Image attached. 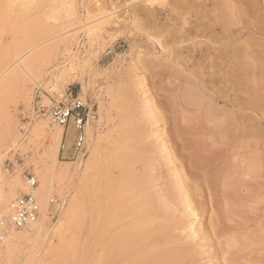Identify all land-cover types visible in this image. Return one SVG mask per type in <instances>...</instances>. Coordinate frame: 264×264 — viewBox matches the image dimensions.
Returning <instances> with one entry per match:
<instances>
[{
	"label": "bare ground",
	"instance_id": "6f19581e",
	"mask_svg": "<svg viewBox=\"0 0 264 264\" xmlns=\"http://www.w3.org/2000/svg\"><path fill=\"white\" fill-rule=\"evenodd\" d=\"M52 1L59 0H0V17L10 16L4 12L7 4L12 10ZM260 1L82 0L83 5L89 2L118 9L134 2L129 12L132 23L153 31L164 61L141 62L138 68L148 73V81L138 75L140 79L130 82L115 99L117 133L104 153L101 147L94 149L87 165L90 180L68 209L61 210L64 220L55 227L59 232L71 229L74 234L52 249L55 264H200L194 236L205 241L212 264H264V197L255 192L264 191V151H259L260 141L255 139L258 121L251 113H240V92L264 81V48L259 49L260 42L254 39L251 46L232 42L248 27L253 35L264 34ZM253 17L259 21L253 22ZM205 35L206 40L202 39ZM15 62L27 70L25 63ZM150 90L157 101L150 97ZM138 91L149 93L144 105ZM252 95L245 107L260 104L262 97ZM87 127L90 136L89 121ZM64 132V126L57 128L55 152ZM155 134L168 149L166 162L176 174L168 186L173 203L182 204L187 216H204L189 239L179 232L185 219H178L154 196V176L149 169L154 149L149 137ZM35 193L42 197L41 186ZM12 196L0 200L6 213ZM45 221L25 229L47 232L50 226ZM16 237L12 230L3 243L8 262L13 261Z\"/></svg>",
	"mask_w": 264,
	"mask_h": 264
},
{
	"label": "rangeland",
	"instance_id": "374dc122",
	"mask_svg": "<svg viewBox=\"0 0 264 264\" xmlns=\"http://www.w3.org/2000/svg\"><path fill=\"white\" fill-rule=\"evenodd\" d=\"M260 2L261 16L264 17V0ZM33 4L29 3L21 7L22 9L12 10L10 5H4V12L10 16L0 17V200L3 196L12 194L10 201H13L29 192L25 174L31 172L39 181L38 187L41 186L43 195L39 199L42 204L55 197L62 202L64 211L68 209L71 201L79 196L84 183L90 180L91 172L87 170V165L94 149L101 147L100 150L104 153L112 135L117 133L114 129H117L119 121L116 107L117 98L121 97L119 93L133 80L135 82L144 76L148 81V73L138 68L141 62L149 60L162 62L164 56L160 51L162 48L158 44L156 46L158 37L153 31L146 32L132 23L129 12L135 8L134 2L120 6V9L112 5L99 8L89 2L83 5L82 0ZM252 20L259 21L258 18L254 21V17ZM65 25H68L67 28ZM248 28L232 42L249 43L251 46L254 39L260 42L257 47L263 49L264 34L253 35ZM130 32L135 36L130 35ZM204 37L202 39L206 40L208 35ZM235 40L237 41L234 42ZM148 42L154 46L148 47ZM170 46L171 43L167 48ZM18 59L25 63L27 70L15 62ZM262 66L264 67V62ZM261 82L262 84H257L255 88L250 87L249 91L247 89L246 92H240L242 96L240 113L243 115L245 112L251 113L255 122L258 121L255 124L257 131L255 139L260 141L259 151H264V81ZM138 89L139 87L136 88ZM150 91V97H155L157 101L155 93ZM149 93L141 95L142 91H138L142 105L148 102ZM249 95L258 99L262 97L260 104L258 102L255 103L256 106L253 104L255 110L253 107H245ZM76 99L82 100L85 105L82 113L86 118V150L81 153L75 151V131L70 125L65 127L60 146L55 152L53 137L60 126L53 122L49 111L57 103L73 105ZM88 121L92 132L90 136L87 134ZM258 132L263 135H259ZM149 138L154 149L152 152L154 162L149 167L154 176L152 181L154 196L157 203L170 208L178 219L181 221L185 219L179 232L185 239H189V233H193L194 229L199 227V218L204 216L200 215L198 218L195 215L187 216L182 211L184 207L182 204L173 203L168 186L176 174L172 171L173 165L166 162L168 149L156 134ZM245 161L247 159L241 164ZM141 165L139 169L146 168L149 163ZM262 171L264 172V165ZM255 192L264 197L262 189H256ZM210 212L209 209L208 215ZM62 219L64 220V215L60 212L57 224H53L54 228L51 225L49 231H42L40 234L29 229L13 230L17 235L12 242L13 263L7 261L4 252L6 245L3 244L0 264H55L57 258L52 249L58 246L63 238L68 240L74 234L68 228L58 231L56 227ZM193 241L199 253L200 264H212L203 246L205 241H200L195 236Z\"/></svg>",
	"mask_w": 264,
	"mask_h": 264
},
{
	"label": "built area",
	"instance_id": "2783aa9c",
	"mask_svg": "<svg viewBox=\"0 0 264 264\" xmlns=\"http://www.w3.org/2000/svg\"><path fill=\"white\" fill-rule=\"evenodd\" d=\"M84 102L76 99L73 105L57 103L50 109L53 122L60 126H72L74 135V149L81 153L86 150V118L82 113ZM29 192L22 194L10 202L8 212L0 206V260L2 258L3 243L11 230H21L32 226L40 220L51 226L55 224L63 207L58 198L51 197L42 204L35 193L39 181L33 173L25 174Z\"/></svg>",
	"mask_w": 264,
	"mask_h": 264
}]
</instances>
